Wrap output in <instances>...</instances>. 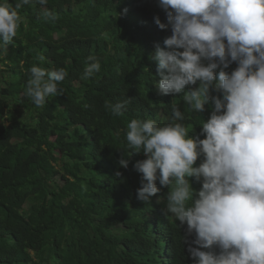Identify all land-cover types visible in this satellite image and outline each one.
<instances>
[{"label": "trees", "instance_id": "16d2710c", "mask_svg": "<svg viewBox=\"0 0 264 264\" xmlns=\"http://www.w3.org/2000/svg\"><path fill=\"white\" fill-rule=\"evenodd\" d=\"M44 7L59 19L45 18ZM18 11L14 44L0 49V264H192L185 228L162 214L175 184L146 204L133 167L144 154L133 152L127 169L118 165L131 119L164 124L176 104L196 135L212 110L210 101L195 113L182 94L161 95L154 85L150 54L171 34L154 22H167L158 0H48ZM90 55L101 69L84 78ZM33 64L68 72L63 94L41 108L24 95ZM128 97L120 117L106 107Z\"/></svg>", "mask_w": 264, "mask_h": 264}, {"label": "clouds", "instance_id": "9594fccd", "mask_svg": "<svg viewBox=\"0 0 264 264\" xmlns=\"http://www.w3.org/2000/svg\"><path fill=\"white\" fill-rule=\"evenodd\" d=\"M33 3L46 6L48 0H16L14 6L0 0V49L5 53L23 20L18 10ZM158 3L167 22L158 15L154 22L161 30L171 29L164 46L154 43L150 54L160 77L154 84L158 93L182 94L200 114L211 101L212 110L196 135H190L194 128L183 123L185 114L176 104L164 124L131 119L125 129L128 154L122 151L118 165L127 169L133 152L144 154L133 167L141 174L136 197L146 204L175 184L162 214H172L185 228L183 243L192 264H264V0ZM43 16L59 19L47 7ZM37 59L43 64L47 57ZM234 62L237 66L227 71ZM100 69L97 57L88 56L84 78ZM67 75L63 67L33 64L24 95L41 108L49 97L63 94L59 84ZM193 85L198 86L186 90ZM130 104L128 97L106 107L120 117ZM115 176L122 173L117 170Z\"/></svg>", "mask_w": 264, "mask_h": 264}]
</instances>
